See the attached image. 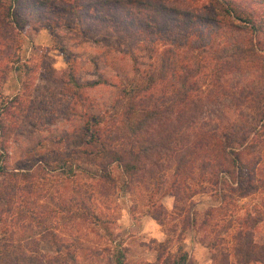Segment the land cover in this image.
Returning a JSON list of instances; mask_svg holds the SVG:
<instances>
[{"label":"trees","instance_id":"16d2710c","mask_svg":"<svg viewBox=\"0 0 264 264\" xmlns=\"http://www.w3.org/2000/svg\"><path fill=\"white\" fill-rule=\"evenodd\" d=\"M55 1L63 0H33L47 8ZM212 1L221 12L220 23L238 37L223 47L209 44L207 62L196 57L195 52L201 51L202 36L216 33L213 29L219 24L217 19L148 0L93 2L101 6L109 4L113 11H108L109 18L125 30L142 24L140 15L145 12L149 23L142 24V29L157 25L158 18L161 21L171 17L172 21H177L180 17V24L184 26L182 35L191 29V35L196 36V39L184 37L190 58L185 57L187 49L181 54L171 48L161 52L156 76L152 73L142 83L135 81L120 88L118 97L110 105L106 124L92 131L86 127L85 132L89 131V135L81 144L80 154L83 163L92 169L78 164L76 169L92 181L94 193H88L86 184H82L72 188V198L54 204L57 209L66 211L64 219L69 223L88 217L86 221L90 225L104 224L108 218L93 214L84 202L92 195L105 198L113 191L116 179L110 166L119 169L120 189L129 191L134 181L142 183L149 179L157 184L162 177L156 170L165 162L173 175L169 193L174 201L173 210L167 212L160 204L151 202L147 211L165 236L162 242L151 240L159 264H197L180 245L187 230L203 232L204 236L198 242L210 251L212 264L216 261V264H264V238L254 236L264 223V23L256 18L254 10L239 2ZM21 2L0 0V22L17 29V34L25 22L20 13ZM76 7V4L72 5L73 10ZM134 18L139 19L137 23ZM170 52L176 55L170 58ZM193 53L195 57H192ZM5 70V65L0 68V81L6 76ZM236 76L242 79V86H229L227 83ZM68 80L74 83L71 76ZM158 84L163 86L162 91L154 95L152 89ZM201 94L205 98L220 96L228 102L219 105L214 101L207 106L201 101ZM5 108L6 105H0V161L6 135L1 112ZM224 108L231 113V118L225 117ZM29 157L28 154L25 159ZM34 161L37 169L50 170L47 169L50 164L41 156ZM55 166L59 172L56 178H64L61 182H67L75 175L73 165L64 160L55 162ZM0 176L2 179L20 177V180H26L32 178V173L29 167H18L8 173L0 163ZM187 179L196 182L215 205L202 213L195 210L196 203L191 198L197 190L190 189ZM12 184L7 189L0 186V195L6 194L7 202L15 199V192L10 189L15 188ZM21 187L26 195L35 194L27 184ZM28 200L24 196L18 202L24 205ZM78 208L84 214L79 216ZM50 213L51 210L34 213L22 208L6 209L1 213L0 264L75 263L81 239L71 234L69 243L63 242L53 226L46 224V215ZM175 213L181 216L179 227L173 224L165 229V219L172 218ZM215 216H219L218 221H214ZM30 223L39 228L38 232L31 234L28 231L21 238L16 237L18 228L26 231ZM206 235H210L208 240ZM38 242H51L54 256L43 254ZM172 242H175L173 247ZM96 251L94 247L86 249L88 264L97 258ZM111 260L113 264H125L123 251L116 243L111 247Z\"/></svg>","mask_w":264,"mask_h":264},{"label":"rangeland","instance_id":"374dc122","mask_svg":"<svg viewBox=\"0 0 264 264\" xmlns=\"http://www.w3.org/2000/svg\"><path fill=\"white\" fill-rule=\"evenodd\" d=\"M94 1L99 0L55 1L47 8L39 6L33 0H22L19 6L25 22L20 27V33L17 34V29L4 26L0 22V68L6 66V76L0 81V105H6L1 112L6 135L3 142L4 155L0 163L8 173L18 167H29L32 173V178L26 180H20V177L2 179L0 176V186L4 189L12 186V183L15 185V188H10L15 192V199L7 202V195H0V215L6 209L22 208L34 213L43 209L48 212L51 210L50 215H46V224L53 226L63 242L69 243L71 234H76L81 239V246L80 249L77 248L73 264H88L86 249L91 247L96 248L98 254L91 264H113L111 247L114 243L122 249L125 264H159L155 260L156 250L151 243L153 239L148 234L151 224L155 222L147 215V211L151 202L160 204L167 212L173 210L174 201L169 196L173 175L171 167H167L165 162L156 170V174L162 177L157 180V184L154 185L149 179L142 183L134 181L129 186V191L120 189L119 169L114 165L110 166L116 179L113 191L105 198L92 195L84 202L93 214L108 218L104 224L97 222L90 225L86 221L88 217L74 221V224L69 223L64 219L66 211L57 209L54 204L72 198V188L82 184H86L88 193H94L92 181L76 169L77 164L92 169L83 163L80 148L89 131L106 124L110 105L118 97L120 88L135 81L142 83L152 73L156 76L160 53L170 51L171 48L177 49L181 54L187 49L184 37L196 39V36L191 35V29L182 35L184 26L180 24V17L177 21H172L171 17H164L161 21L158 18L157 25L142 29V24L149 23V18H145L143 11L140 15L142 24L125 30L109 18L108 11L113 12L109 4L94 5ZM148 1L217 19L219 24L213 29L216 33H211L213 37L209 33L202 36L204 43L201 51L195 52L196 57L204 62L209 58L206 53L209 44L212 47H223L238 37L220 23L221 12L212 0ZM234 1L254 10L256 18L264 23V0ZM73 4L77 5L74 10ZM101 17L107 19L103 20ZM134 20L137 23L139 19ZM190 54L187 49L185 57L190 58ZM168 55L173 58L176 54L170 52ZM192 57H195L194 53ZM70 76L74 83L68 80ZM238 77L232 78L227 84L241 87L243 81ZM237 80L239 82L235 85ZM162 88L160 84L155 85L152 93L157 95ZM201 90L204 91V88ZM200 96L207 106L212 102H218L219 105L228 102L220 96ZM224 113L228 119L232 117L226 108ZM86 127L89 128L88 132H85ZM28 154L30 157L26 160ZM40 156L50 164L47 168L50 170L36 168L34 160ZM59 160L73 165L75 175L67 182H61L64 180L63 176L56 178L59 172L55 162ZM144 177L147 178L145 175ZM186 183L191 190H197L191 198L196 203L195 210L202 213L207 207L215 205L196 186V182L187 179ZM26 184L35 194L26 195L20 190ZM24 196L29 200L23 205L18 201L23 200ZM77 211L79 216L84 214L81 208ZM180 217L175 213L172 218H166L165 229L173 224L178 228ZM218 218L219 216H215L214 221H218ZM158 229L161 231L159 226ZM38 230L34 223H30L26 231L18 228L16 237L21 238L28 231L36 234ZM175 233L177 234V230ZM203 236V232L187 230L180 245L183 250L185 242L200 245L198 241ZM209 236L206 235V240ZM254 236L264 238V223L258 227ZM170 245L175 246V242ZM38 247L48 257L55 254L51 242H38ZM201 247L205 248L202 245ZM207 251L210 256V251ZM61 252L65 253V250L62 249ZM64 263L72 264L69 261Z\"/></svg>","mask_w":264,"mask_h":264},{"label":"crops","instance_id":"0c3cea01","mask_svg":"<svg viewBox=\"0 0 264 264\" xmlns=\"http://www.w3.org/2000/svg\"><path fill=\"white\" fill-rule=\"evenodd\" d=\"M148 234L156 242L164 241V234L158 229V226L154 223L151 224ZM184 251L188 254V257L192 258L197 264H211L210 256L207 249L201 247L197 243L193 242L190 245L189 242H185Z\"/></svg>","mask_w":264,"mask_h":264}]
</instances>
